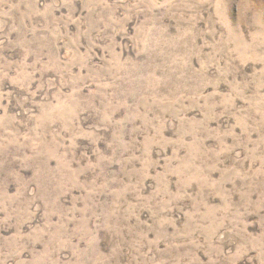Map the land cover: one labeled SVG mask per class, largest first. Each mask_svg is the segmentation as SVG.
I'll list each match as a JSON object with an SVG mask.
<instances>
[{
  "label": "rangeland",
  "instance_id": "obj_1",
  "mask_svg": "<svg viewBox=\"0 0 264 264\" xmlns=\"http://www.w3.org/2000/svg\"><path fill=\"white\" fill-rule=\"evenodd\" d=\"M0 264H264V0H0Z\"/></svg>",
  "mask_w": 264,
  "mask_h": 264
}]
</instances>
